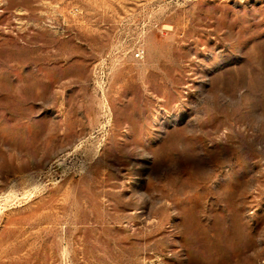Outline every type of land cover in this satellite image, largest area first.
Masks as SVG:
<instances>
[{"label": "rangeland", "instance_id": "374dc122", "mask_svg": "<svg viewBox=\"0 0 264 264\" xmlns=\"http://www.w3.org/2000/svg\"><path fill=\"white\" fill-rule=\"evenodd\" d=\"M0 264H264V0H0Z\"/></svg>", "mask_w": 264, "mask_h": 264}, {"label": "built area", "instance_id": "2783aa9c", "mask_svg": "<svg viewBox=\"0 0 264 264\" xmlns=\"http://www.w3.org/2000/svg\"><path fill=\"white\" fill-rule=\"evenodd\" d=\"M134 57H136V58H141L142 57V50L141 49H136L135 51H134Z\"/></svg>", "mask_w": 264, "mask_h": 264}]
</instances>
